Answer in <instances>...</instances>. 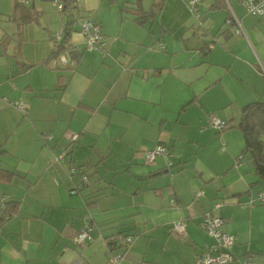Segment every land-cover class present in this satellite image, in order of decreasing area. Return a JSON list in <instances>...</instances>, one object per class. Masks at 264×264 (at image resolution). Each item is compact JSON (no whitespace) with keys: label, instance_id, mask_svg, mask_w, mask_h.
<instances>
[{"label":"crops","instance_id":"crops-1","mask_svg":"<svg viewBox=\"0 0 264 264\" xmlns=\"http://www.w3.org/2000/svg\"><path fill=\"white\" fill-rule=\"evenodd\" d=\"M44 1L25 3L41 12L39 26H19L15 0H0V214L10 213L0 264H110L105 240L115 233L132 236L111 251L122 253L119 264H196L212 243L199 225L205 213L234 237L229 264H264V178L238 128L243 108L264 102V17L227 0L237 35L225 0L194 10L190 0H162L143 24L128 11L133 0H76L50 19ZM81 16L100 23L99 48L86 49ZM63 25L64 63L49 58ZM212 116L226 126L213 128ZM157 144L167 157L145 162ZM63 149L68 158L55 162ZM176 220L182 234L170 230ZM88 225L90 239L75 242Z\"/></svg>","mask_w":264,"mask_h":264},{"label":"built area","instance_id":"built-area-1","mask_svg":"<svg viewBox=\"0 0 264 264\" xmlns=\"http://www.w3.org/2000/svg\"><path fill=\"white\" fill-rule=\"evenodd\" d=\"M198 0H190V5L195 9ZM57 10L62 9V4L54 0L53 1ZM226 3L228 1L226 0ZM241 4L246 11V13L264 17V0H242ZM229 6V4H228ZM230 18L226 20L228 24L234 26V33L237 35H244V31L242 29L241 23L236 15L233 13L231 8L229 7ZM198 17V15H196ZM77 23L79 25V29L81 34L84 37L85 46L87 50H94L99 48L102 45V33L100 23L90 16H81L78 18ZM61 35V29H58L55 32V38L59 39ZM216 39L214 37L211 38V41L208 47H211L213 42ZM60 62H65L64 56L59 57ZM262 74H264V68H262ZM17 108H19L22 112L26 111V106L21 101H16L12 103ZM226 121L212 116L210 118V125L217 129L222 130L226 126ZM78 134L72 133L70 135V140L75 141L77 139ZM41 137L43 139L50 138L48 134H42ZM165 156L168 155V150L166 146L162 144L155 145L152 149L146 150L144 152V161L151 162L157 156ZM63 153L54 157L55 162H61L63 160ZM170 164V163H169ZM77 169L74 166H71L68 169L69 177L76 173ZM82 182H87V176L82 173L80 177ZM75 189L72 188L71 192H74ZM202 191H198L194 193V196H199ZM257 199L260 203L264 204V191H261L257 195ZM4 201L3 197H0V202ZM219 203H216L215 206H218ZM224 224V220L219 215H214L211 213H205L199 222V225L204 229V231L212 238V243L206 245L202 252L198 255L196 264H229L233 260L232 246L234 243V237L232 234L223 230L222 226ZM90 227L84 226L82 229L76 233L74 236V240L77 243H83L85 240H89V232ZM185 225L183 220H176L171 224L170 230L177 233L182 234L184 232ZM132 240V236L126 235L122 237L118 234H113L106 238L107 251H109L108 260L110 264H119L122 258L121 252L111 253L112 250H115L118 247V243L122 244V246H127ZM244 264H255V262L248 257Z\"/></svg>","mask_w":264,"mask_h":264},{"label":"trees","instance_id":"trees-1","mask_svg":"<svg viewBox=\"0 0 264 264\" xmlns=\"http://www.w3.org/2000/svg\"><path fill=\"white\" fill-rule=\"evenodd\" d=\"M57 1L62 4V9L58 11H64L72 8L74 9L76 5V0ZM161 1L162 0H152L151 6L149 8H145L142 4L143 0H133L132 6L128 8V11L134 16V20L138 24H143L146 21H152L155 18ZM26 2L27 0H15L12 8L10 19L15 21V23L19 26H23L28 22H38L41 16V12L35 10L32 5H25ZM229 18L230 12L226 20ZM66 24L69 25L70 22L68 21ZM60 29L61 35L59 39L55 38V33L52 35L53 45L49 54V58L52 60L58 58L59 55L69 50V46L66 41L68 27L63 25ZM201 35L204 37V32ZM205 43L206 47H208L210 41ZM242 111L243 115L238 123V128L241 130L244 139L243 152L249 153L250 161L255 172L261 178H264V139H261V136L264 135V102H251L247 104ZM8 212V207H6L4 212L0 214V223L9 216L10 213ZM121 236L124 237L126 235Z\"/></svg>","mask_w":264,"mask_h":264},{"label":"rangeland","instance_id":"rangeland-1","mask_svg":"<svg viewBox=\"0 0 264 264\" xmlns=\"http://www.w3.org/2000/svg\"><path fill=\"white\" fill-rule=\"evenodd\" d=\"M145 2H148V1H146V0H144ZM45 3H50V6H49V8H48V10L46 11V13H45V15H46V17L47 18H57L60 14H62V12H58V10L55 8V6L53 5V2L51 1V0H46V1H44ZM224 3H225V8L227 9H229V6H228V3H226V0L224 1ZM197 5H198V2H197ZM191 9H193V8H191ZM28 25H31V26H33V25H37V26H39V24H36V23H33V22H29V23H27ZM58 31V28L53 32V34L55 33V32H57ZM52 34V35H53ZM262 138H264V135H262ZM61 153H63V157H64V159L65 158H68V150L67 151H65L64 149L63 150H60V151H58V153L56 154V155H59V154H61ZM63 159V160H64ZM148 163V162H147ZM79 177H80V175H79Z\"/></svg>","mask_w":264,"mask_h":264}]
</instances>
